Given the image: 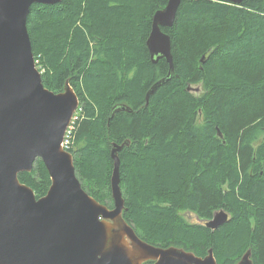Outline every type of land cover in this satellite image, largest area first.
<instances>
[{"label": "trees", "instance_id": "1", "mask_svg": "<svg viewBox=\"0 0 264 264\" xmlns=\"http://www.w3.org/2000/svg\"><path fill=\"white\" fill-rule=\"evenodd\" d=\"M167 2L31 6L27 26L44 85L61 92L68 81L79 97L68 148L76 174L113 208L111 150L129 140L118 153L123 217L140 238L200 257L212 249L218 264H237L250 250L264 264V0H182L175 24L162 28L174 72L147 101L170 68L166 58L153 62L146 43ZM19 178L37 198L51 185L40 158ZM219 211L228 221L209 228Z\"/></svg>", "mask_w": 264, "mask_h": 264}, {"label": "water", "instance_id": "2", "mask_svg": "<svg viewBox=\"0 0 264 264\" xmlns=\"http://www.w3.org/2000/svg\"><path fill=\"white\" fill-rule=\"evenodd\" d=\"M61 1L0 0V264H218L212 249L200 257L184 248L148 243L124 219L118 153L129 140L113 143L111 150L113 208L84 190L74 155L63 147L79 97L68 81L61 92L44 85L27 26L33 4ZM226 1L239 5L245 0ZM180 4L168 0L154 14L146 42L153 62L166 58L170 64L169 77L174 71L172 43L162 28L175 24ZM168 79L151 87L147 101ZM188 90L202 91L200 85ZM37 158L51 177L40 198L19 178L32 171ZM228 219V213L219 211L206 225L216 229ZM251 256L247 251L237 264H254Z\"/></svg>", "mask_w": 264, "mask_h": 264}, {"label": "built area", "instance_id": "3", "mask_svg": "<svg viewBox=\"0 0 264 264\" xmlns=\"http://www.w3.org/2000/svg\"><path fill=\"white\" fill-rule=\"evenodd\" d=\"M73 125H74V123H73ZM72 127H73V126H70V129L68 130V132H67V134H66V137H65V141H64V143H63V146H64L65 149H68V148H69L70 138H71V134H72L71 131L73 130Z\"/></svg>", "mask_w": 264, "mask_h": 264}, {"label": "rangeland", "instance_id": "4", "mask_svg": "<svg viewBox=\"0 0 264 264\" xmlns=\"http://www.w3.org/2000/svg\"><path fill=\"white\" fill-rule=\"evenodd\" d=\"M80 115V110H78L76 113H75V115H74V119H73V121L75 122V119H77L78 118V116ZM71 126H74L73 125V123H71ZM73 128V127H72ZM70 129V128H69ZM68 132V131H67ZM72 132V131H71ZM67 134V133H66ZM66 137V136H65ZM185 215H186V217L187 218H189L190 220H194L195 219V215H192V216H190V214L187 212V213H185Z\"/></svg>", "mask_w": 264, "mask_h": 264}, {"label": "bare ground", "instance_id": "5", "mask_svg": "<svg viewBox=\"0 0 264 264\" xmlns=\"http://www.w3.org/2000/svg\"><path fill=\"white\" fill-rule=\"evenodd\" d=\"M181 1H182V0H181ZM203 58H204V57H202V59H203ZM202 61H203V60H202ZM173 64H174V63H173ZM169 65H170V64H169ZM173 72H174V71H173ZM169 73H170V68H169V72H168V74H167L165 77H163V78H169V79H170V77H169ZM172 74H173V73H172ZM172 74H171V76H172ZM163 78H162V79H163ZM169 79H168V80H169ZM159 80H161V79H159ZM190 86H191V85H190ZM188 87H189V86H188ZM192 87H195V86H192ZM79 106H80V101H79ZM78 109H79V107H78ZM78 109H77V111H78ZM77 111H76V112H77ZM76 112H75V113H76ZM74 115H75V114H74ZM73 119H74V116H73ZM73 119H72V122L74 123ZM73 129H74V126H73ZM71 136H72V140H73V132H72ZM70 139H71V138H70ZM216 213H217V212H216ZM216 213H215V214H216ZM215 214H214V215H215ZM214 215H213V217H214Z\"/></svg>", "mask_w": 264, "mask_h": 264}]
</instances>
